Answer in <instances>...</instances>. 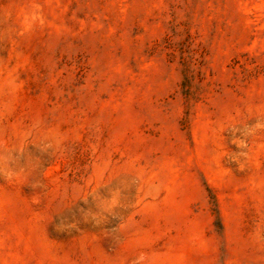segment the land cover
<instances>
[{
  "label": "rangeland",
  "instance_id": "rangeland-1",
  "mask_svg": "<svg viewBox=\"0 0 264 264\" xmlns=\"http://www.w3.org/2000/svg\"><path fill=\"white\" fill-rule=\"evenodd\" d=\"M0 264H264V0H0Z\"/></svg>",
  "mask_w": 264,
  "mask_h": 264
}]
</instances>
